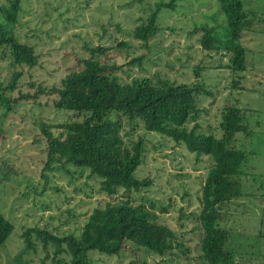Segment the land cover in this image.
<instances>
[{
	"label": "rangeland",
	"instance_id": "obj_1",
	"mask_svg": "<svg viewBox=\"0 0 264 264\" xmlns=\"http://www.w3.org/2000/svg\"><path fill=\"white\" fill-rule=\"evenodd\" d=\"M157 1L168 0H20L14 23L0 16V25L30 45L37 57L32 67L0 60L1 82L20 72L15 88L6 93L17 99L16 104L9 110L0 105V215L12 224L11 234L0 246V264H54L53 245L43 248L31 232L34 250H26L23 231L44 228L57 237L77 235L93 208L124 200L142 204L152 220L173 231L180 246L159 256L125 243L117 255L91 251L93 264L203 263L197 215L201 187L212 165L209 156L190 153L181 142L144 131L140 124L130 130L121 118L124 143L142 140V161L134 175L149 179V185L137 191L118 188L107 195L99 189V179L85 168L64 165L41 173L46 147L41 126L56 131L53 124L73 117L53 106L57 98L53 88L89 56L113 65L123 83L148 77L153 82L201 84L198 131L218 136L222 107L234 103L245 109L243 122L250 135L239 132L234 140L246 153L239 176L241 194L220 207L225 216L220 226L230 230L228 242L236 264H264V0H242L251 25L239 38L245 49V69L236 74L225 68L230 53L205 51L200 31L188 34L194 26L214 25L215 36L223 39L226 19L216 0H176L173 10L161 9L158 29L145 46L134 39V26ZM97 46L101 53L90 51ZM139 55V65L129 62ZM234 80L236 87L231 86ZM59 257L68 260L67 255Z\"/></svg>",
	"mask_w": 264,
	"mask_h": 264
},
{
	"label": "trees",
	"instance_id": "obj_2",
	"mask_svg": "<svg viewBox=\"0 0 264 264\" xmlns=\"http://www.w3.org/2000/svg\"><path fill=\"white\" fill-rule=\"evenodd\" d=\"M175 1L155 2L145 19L134 26L132 37L145 46L158 29L159 12L164 8L173 10ZM216 1L226 19L221 34L223 39L215 36L214 25L194 26L188 34L200 31L199 41L205 51L230 53L225 68L236 74L245 69V49L239 38L242 30L250 27L251 20L246 18L242 0ZM19 9L20 0H5L0 3V16L4 21L14 23ZM90 51L101 53L103 49L97 46ZM141 58L139 55L129 62L138 63ZM0 60H7L12 66L32 67L37 63L32 47L19 42L1 25ZM80 62L79 69L68 71L60 79L59 86L53 88L57 95L53 106L70 112L73 117L53 124L56 131L41 126L46 140L41 173L72 165L85 168L89 175L97 177L99 189L107 195L114 194L118 188L137 191L150 183L149 179L134 175L142 161L143 144L140 138L124 143L120 134L121 118L130 124V130L140 124L144 131L157 132L181 142L188 152L212 159L201 187L197 215L202 229L199 255L202 264H236L228 242L230 230L220 226L225 218L220 207L241 194L239 176L243 173L246 153L235 145L234 140L239 132L250 135L243 122L245 109L234 103L223 106L219 113V135L215 136L198 131L197 94L202 90L201 84L176 83L168 79L153 82L148 77H134L123 83L114 74L113 65L93 56ZM19 76L20 72L14 71L6 83L0 81V105L5 110L16 104L17 99L6 93L15 88ZM236 85L234 80L231 86ZM204 93L208 94L207 91ZM188 122H192L190 127ZM141 207L142 204L131 205L127 200L95 207L77 235L57 237L44 228L26 229L22 233L23 248L34 250L29 239L34 233L43 248L49 243L53 245L51 258L54 264H93L89 256L91 251L106 256L117 255L125 243L159 256L174 246L179 247L173 231L152 220ZM11 232L12 224L0 215V246ZM60 254L67 255L68 260L59 257Z\"/></svg>",
	"mask_w": 264,
	"mask_h": 264
}]
</instances>
